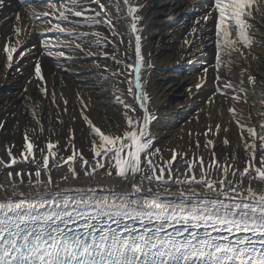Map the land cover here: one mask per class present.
Segmentation results:
<instances>
[{"label":"snow or ice","instance_id":"obj_1","mask_svg":"<svg viewBox=\"0 0 264 264\" xmlns=\"http://www.w3.org/2000/svg\"><path fill=\"white\" fill-rule=\"evenodd\" d=\"M21 2L28 5L33 24L25 25L16 13L12 34L0 48L6 69H13L35 48L23 45L39 22L41 55L57 61L71 60L77 52L110 58L119 67L111 71L105 66L106 71L126 85L133 103L117 96L124 126L117 124V131L111 132L83 112L87 106L82 102L93 154L89 160L77 148L71 127L63 148L57 147L59 140L51 139V134L59 135L51 128L46 145L41 146L37 133L42 136L46 129L37 118L39 105L26 99L37 127L25 128V144L18 153H13V144L6 147L8 159L0 157V170L9 169L0 179V264H264V112L258 114L257 125L251 122V113L245 119L234 105L228 109L240 129L243 168L236 151L218 158L220 146L215 140L228 131L219 123L203 133L207 160L200 153L201 134L191 132L190 136H197L191 158L185 159L187 152L170 149L171 158L165 159L154 146L150 128L157 116L150 110L152 97L146 87L152 65L150 53L143 51L145 5L139 0ZM34 3L43 10L37 12ZM9 7V0H0V11ZM205 8L197 23L202 22L203 31L214 21L216 48V92L205 104H213L217 93L234 103L247 102V93L257 84L251 65L264 64V55L255 51L264 48V36H256L264 20V0H212ZM102 26L109 35L97 30ZM110 45L113 52H105ZM238 66L239 79H231ZM34 73L40 91L59 111L55 91L49 94L47 89L40 58ZM260 83L264 86V78ZM195 87L199 90L203 83ZM63 104L67 113V99ZM57 121L64 124L59 115ZM0 130H7L6 121L0 120ZM229 144L225 135L222 146ZM69 148L72 154L65 156ZM21 163L35 170L13 169ZM82 178L114 183H70Z\"/></svg>","mask_w":264,"mask_h":264},{"label":"bare ground","instance_id":"obj_2","mask_svg":"<svg viewBox=\"0 0 264 264\" xmlns=\"http://www.w3.org/2000/svg\"><path fill=\"white\" fill-rule=\"evenodd\" d=\"M139 2L145 5L141 11L143 51L150 53L149 60L152 65L147 71L146 87L152 97L150 110L157 116L150 126L155 137L154 146L162 150L165 159L171 158L170 149H176L178 153L187 152L188 156L185 159H188L196 150L197 139V136H190L189 133H200L198 137L201 144L200 153L207 160L209 153L203 147L205 142L203 133L209 125L214 128L219 123L228 131L221 132L215 140L220 146L218 158L225 153L230 155L236 151L239 155L237 163L243 166L245 156L240 142V129L228 109L234 105L237 112L245 119L251 113V122L257 125L260 123L258 114L264 110L259 108L261 102H255L254 99H264V86L260 83L261 78H264V64L251 65L252 74L257 76V84L255 91L249 90L247 93V102L234 103L233 100L226 99L217 93L215 102L206 105L205 101L216 92L213 71L216 55L215 24L210 20L201 31L202 22L197 23L206 8L199 0H139ZM34 8L37 12L43 10L41 5ZM16 13L20 14L25 25L33 24V20L28 17L27 8L17 3L0 11V48L3 47L6 37L12 34ZM35 26L37 31L32 32L23 45V48H32L33 45L35 48H32L29 55L15 63L13 69L5 68L4 55L0 53V120L6 121L7 129L0 130V155L5 158L6 143L11 146L14 144L13 150L15 154L18 153L25 144L23 137L25 128L37 127L30 108L26 107L27 99L28 104L35 102L39 105L37 118L42 120L46 129L42 136L37 133L36 138L41 146L46 145L50 135L47 129L51 128L53 132L59 133V135L51 134V139L59 140L60 144L57 147L63 148L67 141L68 129L71 127L76 133L77 148L82 151L85 158L91 160L93 154L87 142L88 128L82 119V102L87 106L83 108V112L89 115L94 123L102 130L116 132L117 124L121 128L124 126L121 116L123 107L118 102L117 96L130 104L133 103V97L128 94L124 83L119 82L118 78L112 77L109 71H106L105 66L111 71L119 67L110 58L103 55L88 56L77 52L71 60L60 58L57 61L47 54L41 55L42 37L37 33L43 31V26L39 22H36ZM194 27L197 28L196 33L192 32ZM259 27L260 30L256 32V36H264V20L260 22ZM97 30L105 36L109 35L106 27L102 26ZM80 31H89V29H80ZM21 35L23 36L24 33ZM49 35L55 36L54 33ZM185 40L188 41L187 44ZM52 43H55L54 39ZM84 43L87 44L88 41L85 40ZM104 51L112 53L113 48L110 45ZM255 51L264 55V48H257ZM37 58L41 60L49 94L53 90L56 93L59 111L52 104L50 97H45L39 89L41 82L34 73ZM17 67L18 72L15 70ZM205 68L208 69L207 73L204 72ZM234 72L236 75L231 79L238 80L240 67H236ZM221 74L224 75V72L222 71ZM119 80H123V77ZM197 83H203V87L199 90L195 87ZM25 88L27 92L24 91ZM64 99L68 101L67 113L63 112ZM58 115L64 121L63 125L58 123ZM225 135L230 141L227 148L222 146V138ZM63 154L71 155V148ZM177 159H180L179 155ZM23 166V164L14 165L13 169ZM173 166L175 167V163ZM184 168L185 165L181 163V171ZM8 170H0V179L4 178ZM70 183L99 185L114 183V181L106 179L88 181L82 178Z\"/></svg>","mask_w":264,"mask_h":264},{"label":"rangeland","instance_id":"obj_3","mask_svg":"<svg viewBox=\"0 0 264 264\" xmlns=\"http://www.w3.org/2000/svg\"><path fill=\"white\" fill-rule=\"evenodd\" d=\"M98 59H100V58H98ZM91 61H93V60H91ZM188 67H189V66H188ZM254 101H255V102H261V103H259V108H261V109L264 110V99H254ZM8 146H11V145L8 144V143H6V144H5V147H4V153H5V159H6V160L8 159V157H7V155H6V147H8ZM13 153L15 154L14 150H13ZM0 157H2V155H0ZM3 158H4V157H3ZM21 164L24 165L22 168H26V169H28V170H30V171L34 170V167H33L32 165H30V164H26V163H21ZM240 167L243 168L244 165H243V166H240ZM3 170H6V169H3Z\"/></svg>","mask_w":264,"mask_h":264}]
</instances>
